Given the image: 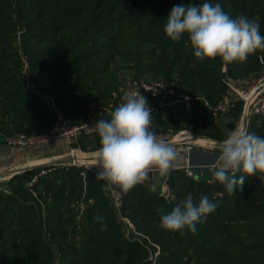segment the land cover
<instances>
[{"label": "trees", "instance_id": "1", "mask_svg": "<svg viewBox=\"0 0 264 264\" xmlns=\"http://www.w3.org/2000/svg\"><path fill=\"white\" fill-rule=\"evenodd\" d=\"M182 2L188 0H0V147L6 137L45 135L57 113L69 126L110 119L112 93L122 100L134 81H164L191 98L187 110L159 107L171 97L144 94L159 107L152 117L158 134L192 125L196 136L220 143L237 127L242 102L217 123L205 103L214 107L229 94L227 80L260 77L264 50L245 61L195 57L187 34L172 41L164 32L168 13ZM214 2L232 17L254 18L264 34V0ZM247 129L264 136V120L251 116ZM81 135L73 147L85 152ZM92 135L96 151L100 138ZM41 170L0 182V264H264V175L245 176L231 194L218 182L207 184V174L195 181L171 169L158 182L147 177L125 191L96 179L94 166H61L45 168L30 187ZM165 177L173 201L160 196ZM107 183L121 193V215L139 235L126 234L103 191ZM188 193L208 195L216 210L195 233L162 229L160 217Z\"/></svg>", "mask_w": 264, "mask_h": 264}, {"label": "clouds", "instance_id": "2", "mask_svg": "<svg viewBox=\"0 0 264 264\" xmlns=\"http://www.w3.org/2000/svg\"><path fill=\"white\" fill-rule=\"evenodd\" d=\"M164 32L172 41L187 34L193 55L200 59L220 57L224 62L245 61L258 49L264 50L260 24L243 14L230 16L214 0L174 5L167 15ZM110 119H97L92 125L100 138L97 150L99 170L96 179L107 180L125 191L141 183L156 168L168 174L177 160L174 147L152 127L151 107L143 94L125 93ZM218 166L212 182L222 184L233 194L245 176L264 175V136L245 127L230 130L219 145ZM242 173L241 175H237ZM156 192L157 185L150 186ZM217 203L204 194L188 193L170 212L160 217V227L168 231L187 228L195 233ZM105 227L103 216H97Z\"/></svg>", "mask_w": 264, "mask_h": 264}, {"label": "built area", "instance_id": "3", "mask_svg": "<svg viewBox=\"0 0 264 264\" xmlns=\"http://www.w3.org/2000/svg\"><path fill=\"white\" fill-rule=\"evenodd\" d=\"M226 85L229 88L230 92L223 100L212 107L207 103L208 110L211 114V117L214 119V123L222 121L223 117L227 111L238 102H242V112L240 120L237 124V127H243V120L251 116H258L264 120V72L263 74L255 80L245 81V80H227ZM136 93V94H149L151 98H162L165 100L167 97H171L169 101H162L159 107L169 106L171 104H182L187 110L190 108L191 98L184 93L177 92L173 86L164 81L156 82H144V81H134L127 86L125 93ZM145 96V95H144ZM110 106H118L123 101L118 98V94L115 92L112 93L110 98ZM149 105V104H148ZM150 106V105H149ZM151 107V115H157L159 113V107ZM92 120L88 123L81 124L79 126H69L65 124L64 118L60 113H57L55 122L53 123L51 129L45 134L40 136H25V135H16L5 138V145L10 149H18L19 151H27L28 155L35 156L42 154L46 147L52 142L56 141L60 144L66 146L72 145L78 142V139L82 133L95 131L92 126ZM96 132V131H95ZM163 136V138H170L168 143H170L177 152V160L174 163L172 170H177L183 172L187 177L194 179L195 181H200L201 177L205 174L206 183L212 185V174L215 168L218 166V156L215 157L214 161L211 163L205 164H196L193 163L192 154L195 151H211L217 147V143L211 139H203L200 137H195V134L192 132V125H189L188 128H185L174 135ZM69 149V152L66 155H70L75 159L73 164L68 166H84L87 164H82L76 162L75 156L79 154L77 147ZM91 157V156H88ZM94 165L95 171L99 170V164H88ZM88 168L90 166H84ZM152 174V170L150 171ZM46 175V170L42 169L37 176H35L29 186L31 187L37 180L38 177ZM149 177V176H147ZM145 177V179L147 178ZM144 181V180H143ZM142 181V182H143ZM141 182V183H142ZM104 193L109 198L114 210L116 211L119 220L122 223V226L126 234L139 235L132 224V222L127 218L121 215V208L123 205L121 193L112 188L110 184H106L103 187ZM160 196H162L167 202L175 200V194L170 190L167 183V177L160 189ZM84 206L80 207L79 215L77 219L79 220L80 215L82 214Z\"/></svg>", "mask_w": 264, "mask_h": 264}, {"label": "rangeland", "instance_id": "4", "mask_svg": "<svg viewBox=\"0 0 264 264\" xmlns=\"http://www.w3.org/2000/svg\"><path fill=\"white\" fill-rule=\"evenodd\" d=\"M128 84V81L126 82V84L125 85H127ZM247 128V127H246ZM92 133H95V131H89V132H85V133H82V135L81 136H84V137H82L81 139H82V141L81 142H83L84 144V146H85V149H83V150H85V152H83L81 149H79L78 147H77V149H78V151H79V154H77V156H78V158H79V161H81V159L80 158H83V157H86V156H93V155H95L96 153H97V150L96 151H91V148L97 143V142H94V143H92V144H90L89 143V141L88 140H92V139H94V137L96 138V135H92ZM159 135H160V137L162 138V139H164V140H169L170 138H163V136H169V137H171L170 135H172V134H169V133H166V132H161V133H159ZM88 137V138H85V137ZM199 137V136H198ZM85 138V139H84ZM200 138H203V139H209V138H205V137H200ZM79 142V141H78ZM81 142H80V144H79V146L82 148V144H81ZM168 142V141H167ZM219 143V142H218ZM75 144H77V143H75ZM220 144V143H219ZM72 147V145H69V146H66V145H64V144H60V143H58V142H56V141H52L47 147H46V149L43 151V153H45V155H44V157H46L47 155H56V154H59V155H63V154H66V153H68L69 152V149ZM73 148V147H72ZM8 149V151L9 150H11L12 151V157L13 158H15L14 156H16L17 157V155L18 154H26L27 153V151H19L18 149H16V148H14V149H10V148H7ZM203 152H214V153H218L219 152V145H217V147H215L214 149H212L211 151H203ZM61 157H63V156H61ZM28 160H24V162L23 161H21L22 162V164H27V163H30L29 165H31V166H29V167H27V168H33L34 166H36V165H33V164H35V163H39V160H42V159H40V158H32V157H28L27 158ZM53 160H55V159H53ZM45 161H52V160H45ZM21 162H19V164L21 163ZM18 164L17 163H14V165L13 166H17ZM80 165H82L81 163H80ZM84 165V164H83ZM19 166V165H18ZM84 166H94V165H84ZM26 168V169H27ZM22 171V170H21ZM20 172V171H19ZM152 172H155V181H157L158 182V180L159 179H161V178H163V176L164 175H161L160 174V172H159V170L158 169H156V168H152ZM5 177V176H4ZM4 177H1L0 176V182H4L5 180H8L9 178H7V176L4 178ZM7 178V179H6ZM164 180H165V178H164ZM164 180H163V182H164ZM162 182V181H161Z\"/></svg>", "mask_w": 264, "mask_h": 264}, {"label": "crops", "instance_id": "5", "mask_svg": "<svg viewBox=\"0 0 264 264\" xmlns=\"http://www.w3.org/2000/svg\"><path fill=\"white\" fill-rule=\"evenodd\" d=\"M45 153L35 155L34 157L31 156V155H28L27 153L23 154V155L22 154L21 155L18 154L17 157L14 156L15 158H13L11 150L8 151L7 147H0V176L1 177H4V176L6 177L7 176V178H10L14 173L19 172V171H21L23 169H26L27 167L31 166V165H29L30 163H27V164L24 165L21 162V161L24 162V160H28L27 159L28 157H32V158H36L37 157V158L42 159V160H39V163L37 162V163L33 164V165H38V164H43L45 162H48V161H45V160H53V159H56V158H61V156H67L66 154H63V155H59V154L50 155L49 154L46 157H44ZM213 153L214 152H203V151H199V150L195 151L192 154L193 163L205 164L207 162L204 161V158L211 156ZM214 154L217 156L219 154V152L217 154L216 153H214ZM213 161H214V159H213ZM19 162H21V163L19 164ZM14 163H17L19 166L18 165L17 166H13ZM150 177L151 178H155V172H152ZM162 184H163V182L161 183V185ZM160 189H161V186H160Z\"/></svg>", "mask_w": 264, "mask_h": 264}, {"label": "water", "instance_id": "6", "mask_svg": "<svg viewBox=\"0 0 264 264\" xmlns=\"http://www.w3.org/2000/svg\"><path fill=\"white\" fill-rule=\"evenodd\" d=\"M243 127H247V120L246 119H244L243 120ZM195 137H197L196 135H195ZM216 142V141H215ZM218 145H220L218 142H216ZM170 144V143H169ZM75 162V159L72 157V156H70V155H67V156H63V157H61V158H56L55 160H52V161H48V162H45V163H43V164H38V165H36V166H34L33 168H39V169H45V168H53V167H61V166H68V165H70V164H73ZM28 169H31V168H27V169H23L22 171H20V172H16V173H14L11 177H13L14 175H16V174H20V173H22V172H25L26 170H28ZM149 177L151 176V172L149 173V175H148ZM10 177V178H11ZM9 178V179H10Z\"/></svg>", "mask_w": 264, "mask_h": 264}, {"label": "bare ground", "instance_id": "7", "mask_svg": "<svg viewBox=\"0 0 264 264\" xmlns=\"http://www.w3.org/2000/svg\"><path fill=\"white\" fill-rule=\"evenodd\" d=\"M75 158H76V162L81 163V164H98L96 154L91 157L86 156V157L80 158L81 161H79L78 156H75Z\"/></svg>", "mask_w": 264, "mask_h": 264}]
</instances>
